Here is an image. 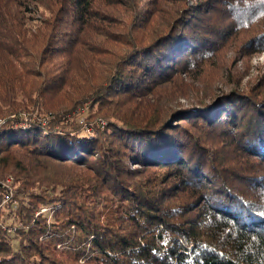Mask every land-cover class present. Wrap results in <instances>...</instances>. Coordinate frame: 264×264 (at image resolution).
Instances as JSON below:
<instances>
[{"label":"trees","instance_id":"1","mask_svg":"<svg viewBox=\"0 0 264 264\" xmlns=\"http://www.w3.org/2000/svg\"><path fill=\"white\" fill-rule=\"evenodd\" d=\"M263 50L264 0H0V264H264Z\"/></svg>","mask_w":264,"mask_h":264},{"label":"rangeland","instance_id":"2","mask_svg":"<svg viewBox=\"0 0 264 264\" xmlns=\"http://www.w3.org/2000/svg\"><path fill=\"white\" fill-rule=\"evenodd\" d=\"M37 8H39V10L35 8L36 11L31 14V17L28 20V25L31 28L33 27L34 30H36L37 26L39 25V21L42 20V17L48 14L46 11H44L43 7H37ZM231 52H232V48L227 51V54L229 57L234 59V56L230 54ZM240 59L241 58H238L235 60L238 61L239 65H242L245 68L242 70V74L238 77L239 79H244L245 81L247 79L256 77L257 75L263 73L264 71V50L262 52L251 54L244 60H240ZM228 82L229 80L227 78H224L222 80L223 84H227ZM252 82H254V80H252Z\"/></svg>","mask_w":264,"mask_h":264}]
</instances>
